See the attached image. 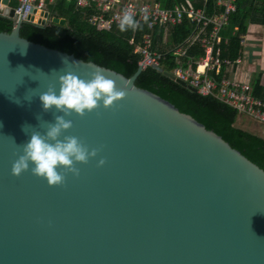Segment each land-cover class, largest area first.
I'll return each mask as SVG.
<instances>
[{"label": "water", "instance_id": "obj_1", "mask_svg": "<svg viewBox=\"0 0 264 264\" xmlns=\"http://www.w3.org/2000/svg\"><path fill=\"white\" fill-rule=\"evenodd\" d=\"M8 4L1 0L0 15L12 19ZM20 27L0 32V264H264L262 169L136 87L140 68L126 78L28 41ZM93 68L126 96L108 109L67 117L72 127L60 139L75 136L97 156L58 186L33 175L32 165L12 175L20 145L60 114L43 111L39 94L49 86L58 92V75L88 80ZM23 125L33 128L24 132Z\"/></svg>", "mask_w": 264, "mask_h": 264}, {"label": "trees", "instance_id": "obj_2", "mask_svg": "<svg viewBox=\"0 0 264 264\" xmlns=\"http://www.w3.org/2000/svg\"><path fill=\"white\" fill-rule=\"evenodd\" d=\"M154 1L162 8L169 9L175 5H184L186 0ZM260 3L262 4L256 5L253 0H237L236 12L230 16L228 26L222 32L223 37L228 38L227 44L222 45L223 59L234 61L238 58L241 51L240 39L246 34L250 23H258V15L262 17L261 22L264 24V0ZM11 5L15 3L12 2ZM49 10L53 16L65 19L66 25L47 23L45 26H37L22 23L20 37L113 70L126 78L135 74L140 55L134 49L141 36L147 32L144 24H140L141 27L135 31L129 29L121 32L118 25H113L110 30L96 31L88 23V19L96 13L93 6L79 8L75 0H56ZM13 27L11 19L0 15V32L10 33ZM191 29L192 25L184 18L181 25L171 30L170 44L181 43ZM162 33L161 28H156L153 32L154 48L165 54L160 68L149 67L141 71L135 81L136 87L159 96L180 113L191 116L264 171V139L236 126L238 114L235 109L214 96H201L192 92L163 74L170 73L175 67L176 54L158 46ZM198 55H201V50L197 45L187 52L190 57ZM256 86L258 93L255 89L254 95L264 101V83L262 85L258 81Z\"/></svg>", "mask_w": 264, "mask_h": 264}, {"label": "built area", "instance_id": "obj_3", "mask_svg": "<svg viewBox=\"0 0 264 264\" xmlns=\"http://www.w3.org/2000/svg\"><path fill=\"white\" fill-rule=\"evenodd\" d=\"M55 1L8 0L9 8L14 11L13 25L31 23L40 26L38 20L50 23L52 16L49 7ZM11 2L15 5H11ZM75 2L79 8L93 6L96 13L88 19V23L96 31L110 30L113 25H118L125 11L132 12L135 19L145 25L147 32L141 36L134 49V52L140 55L138 68L141 71L149 67L160 68L165 56L154 48V30L156 28L163 30L164 44L165 39L170 37L171 30L181 25L186 18L192 29L184 42L171 50L177 59L170 74L175 80L194 88L195 93L201 96H214L235 109L239 116L264 125V101L254 95L249 84L229 80L222 75L223 68H228L234 63L222 58L221 45L227 44L228 39L223 37L222 32L228 26L230 16L236 12L237 0H186L184 5H175L169 9L162 8L155 1L137 3L131 0H75ZM198 3L201 4L197 5ZM145 16L147 21L144 20ZM30 17L33 21L29 20ZM130 43H133V39ZM243 43L241 40L240 44ZM195 45L201 50V55L195 58L187 56L189 49Z\"/></svg>", "mask_w": 264, "mask_h": 264}, {"label": "clouds", "instance_id": "obj_4", "mask_svg": "<svg viewBox=\"0 0 264 264\" xmlns=\"http://www.w3.org/2000/svg\"><path fill=\"white\" fill-rule=\"evenodd\" d=\"M9 5V4H8ZM12 20V19H11ZM147 21V16L144 17ZM47 24V23H46ZM141 27L140 22L130 11H125L118 24L121 32L129 29L135 31ZM77 66L78 62H71ZM52 72H59L53 70ZM88 80L78 78L71 71L58 75V92L53 86L39 94L42 110L60 113L54 115V122H46L43 134L34 131L30 139L20 145L22 154L12 163L11 174L19 176L29 170L37 177L44 178L49 186L61 185L67 174H79L77 164H86L89 159L97 156L98 149L89 150L88 147L75 136L62 134L72 127V120L66 119L72 114L83 117L98 107L108 109L126 96L124 89H118L112 79L105 78L102 70L93 68ZM26 126L23 125L22 131ZM32 127V126H30ZM33 128V127H32ZM25 132V131H24ZM104 159H100L97 166H102Z\"/></svg>", "mask_w": 264, "mask_h": 264}, {"label": "crops", "instance_id": "obj_5", "mask_svg": "<svg viewBox=\"0 0 264 264\" xmlns=\"http://www.w3.org/2000/svg\"><path fill=\"white\" fill-rule=\"evenodd\" d=\"M131 1L136 2L137 0H131ZM261 1L262 0L260 1L253 0V2L256 5L262 4L260 3ZM137 3H141V2L137 1ZM199 4L201 3H198L197 5ZM50 15L52 16V18L55 17L51 14V12ZM261 19L262 17L258 15V23L256 22L250 23L248 25L246 34L243 35L240 39V41L241 40L244 41V43L241 45L240 54L238 58H236V60H239L240 62L235 63L236 60H234V63L231 66H229L228 68H223L222 70V75H224L227 79L242 83H247L252 87L253 90L256 89L257 93H258V86H256L257 82L261 81L262 85L264 83V24L261 22ZM165 40H166L165 43L162 44L164 40L163 37H161L159 43L157 44L159 47L161 46L163 50H168V52H173L171 50H173L176 46L184 42L182 41L177 45H171L170 39L168 37ZM222 45H226V44H222Z\"/></svg>", "mask_w": 264, "mask_h": 264}, {"label": "rangeland", "instance_id": "obj_6", "mask_svg": "<svg viewBox=\"0 0 264 264\" xmlns=\"http://www.w3.org/2000/svg\"><path fill=\"white\" fill-rule=\"evenodd\" d=\"M137 1L143 2V1H153V0H137ZM236 126L259 137L262 136L261 138L264 139V125L258 124L257 122H254L249 118L238 115L236 120Z\"/></svg>", "mask_w": 264, "mask_h": 264}, {"label": "bare ground", "instance_id": "obj_7", "mask_svg": "<svg viewBox=\"0 0 264 264\" xmlns=\"http://www.w3.org/2000/svg\"><path fill=\"white\" fill-rule=\"evenodd\" d=\"M37 15V14H36ZM39 22H41L42 20H38Z\"/></svg>", "mask_w": 264, "mask_h": 264}]
</instances>
